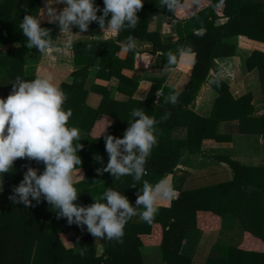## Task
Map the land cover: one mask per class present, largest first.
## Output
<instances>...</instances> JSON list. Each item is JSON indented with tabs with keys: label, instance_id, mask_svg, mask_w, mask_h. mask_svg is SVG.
<instances>
[{
	"label": "trees",
	"instance_id": "obj_1",
	"mask_svg": "<svg viewBox=\"0 0 264 264\" xmlns=\"http://www.w3.org/2000/svg\"><path fill=\"white\" fill-rule=\"evenodd\" d=\"M40 1L0 0V47L16 41L23 43L21 49L10 48L0 54V97L6 98L10 94L11 82H14L16 77L26 80L34 78L25 75L24 61L27 52L37 49L27 47V38L21 32L19 25L25 14H37ZM95 3L103 7V0H95ZM221 4H225L224 13L228 20L223 24H217L219 15L216 9ZM203 5L205 7H202ZM137 15L140 20L135 29H126L107 40L102 38V30L94 22L89 26L87 38L74 46L75 62L83 67L74 72L75 80L70 91L67 92L65 108L72 112L68 121L69 126H77L88 132L87 137L80 139L79 143L82 147L77 152L82 160L80 167L85 168L87 174L86 179L75 185L79 192L75 203L81 206L91 205L107 188H112L121 192L130 204L136 207L138 195L142 194L143 183L155 185L170 174H174L178 163L177 152L170 153L165 148L168 140L165 133L173 126L172 124L182 123L189 126L190 134L198 128V131L206 136L217 122L239 120L240 132L264 133V113L258 117L251 115L254 111L251 103L253 95L248 93L235 99L230 93L229 85L218 77L212 82V86L219 92V97L211 117L200 118L188 111L190 109H184L181 104L184 100L186 105L193 102L202 84L208 79L216 59L235 54L236 48L232 38L244 35L264 41V0H178L175 11L162 8L161 0H144L143 7ZM159 15L170 16L177 20L179 39L175 43L162 44L159 31L150 29V22ZM41 26L51 30L52 39L58 45L56 40L58 24H41ZM75 31L79 32L78 28L75 27ZM129 37L151 41L155 48H162L165 54V66L179 67L190 75L186 89L177 96L175 103L167 102L165 99L155 100L157 90L155 85L147 100L143 102L145 112L158 122L155 125L158 144L147 159L145 165L147 172L140 180H134L132 176L116 179L110 172L101 175L95 172L92 161L94 153L102 152L105 166L107 165L108 154L103 138L106 135L122 138L129 127L127 111L119 109L112 110L111 113L103 104L97 109L85 107L82 102L85 100L86 91L80 95L82 101L76 100L77 94L84 86L85 79L81 77L85 78L87 70L95 64L98 56H101L99 65L103 69L120 70L119 62L122 58L124 66L134 67L135 59L141 51L123 50L122 42L127 41ZM118 50L120 55H116ZM170 50H173L172 53L177 58L174 65L167 64V54ZM247 65L249 68L259 69L264 92V52L255 50L247 58ZM120 76L122 84L126 83V77ZM119 88L132 95L137 90L138 83L131 90L125 89L122 85ZM104 98V101H107L108 95H104ZM103 116L109 118L112 116L113 120L107 131L97 134L94 125ZM198 122H200L199 127ZM181 145L183 146L184 143L179 142L176 147L179 149ZM189 148L192 149L191 144ZM228 163L235 171L234 185L237 184L235 187L240 192H244V187L248 186L246 181H242L246 175L245 171L238 168L233 161ZM29 167L37 169L40 174L45 165L35 159L18 158L14 161L12 170L4 174L5 190L0 195V264H144L140 247L154 244L158 235L155 232L160 230L161 245L165 249L175 251L174 257H176L170 260V264L189 263L181 262L180 245L175 249L173 247L175 242L181 244L184 237L182 234L185 230L184 219L179 211L185 206L190 210V205H196L198 195L203 193V190L179 192V196L173 199L171 206L160 205L158 214L151 224L135 221L132 217L125 225L123 243L97 238L103 245V252L98 254L96 238L87 230V225L78 226L75 223L69 225L67 217L58 216L57 210L44 200L43 196L39 204L31 196L29 197L34 207L25 206L22 202L14 204L8 199L12 195L18 196L14 188L23 180L24 173ZM254 175L260 177L259 174ZM256 183L258 188L264 191V182ZM72 231H79L81 235L75 236ZM253 254L256 256L258 253ZM254 259L259 258L254 257Z\"/></svg>",
	"mask_w": 264,
	"mask_h": 264
},
{
	"label": "crops",
	"instance_id": "obj_2",
	"mask_svg": "<svg viewBox=\"0 0 264 264\" xmlns=\"http://www.w3.org/2000/svg\"><path fill=\"white\" fill-rule=\"evenodd\" d=\"M53 6L57 9L64 7L62 4ZM44 7L45 0H41L37 14ZM224 9L225 4H221L216 9L219 15L217 24H223L228 20ZM152 23L154 27L150 29L159 31L162 44H173L179 39L177 20L170 16L159 15L152 19L150 25ZM41 24H48L46 18L42 19ZM72 30L74 34H67L72 40V47L67 52L58 48L53 55L46 56L40 54L37 49L27 52L24 61L25 75L34 78L52 75L66 95L75 80L74 72L83 67L75 62L74 46L88 36V32L79 34L75 31V26ZM60 35L58 30L56 37L58 46L62 43L61 39H58ZM102 38L105 39L103 35ZM134 39L137 42V49L141 51L135 59L134 67L124 66L122 58L119 62L120 70L103 69L99 65L101 56H98L95 64L87 70L85 78L81 77L85 80L83 90L77 94V101H82L80 95L86 91L85 100L82 102L85 107L97 109L103 104L110 112L120 109L126 110L129 114L133 108L144 109L143 102L147 100L153 85L157 87L155 100L165 99L167 102L170 101L168 99L170 96L179 95L186 89L190 81L187 72L176 66H165V54L162 48H155L151 41ZM232 41L236 48L235 54L216 59L208 79L202 84L191 104L186 105L185 100L181 101L184 109H190L188 111L200 118H209L213 113L219 92L212 86V82L217 77L229 85L230 93L235 99L248 93L253 95L252 117L264 113V92L260 71L257 67L249 68L247 65V58L255 50L264 52V41L244 35L232 38ZM22 45L20 41L4 44L0 47V54L10 48L21 49ZM169 52L172 53L173 50ZM116 55H120L119 50ZM120 75L126 77V83L122 84ZM137 83L138 88L132 95L119 88L122 85L125 89L131 90ZM106 94L108 99L104 101ZM112 118V116L111 118L103 116L98 123H95L94 129L97 134H102L105 127L107 131ZM171 121H169L170 125ZM199 123H197L198 127ZM239 124V120L217 122L205 136L198 131V128L190 134L189 126L179 123L172 124L173 126L165 133L168 139L165 148L170 153L176 151L178 159L176 172L163 180L176 191L177 195L173 199L179 196V192L204 191L198 195V203L190 205V210L185 206L179 211L184 219L185 230L182 233L184 237L181 244L175 242L173 247L175 249L180 245L181 262L264 264V191L258 188L256 183L264 182V133H242ZM74 127L82 131L81 139L88 136L86 129ZM103 142L105 147V139ZM179 142H183L184 145L179 146L178 149L176 145ZM189 144L192 149L189 148ZM96 157L101 159L97 160ZM92 161L96 173H98L97 169L105 167L102 152L94 153ZM229 161H233L238 168L245 171L246 175L242 181H246L248 186L244 187V192H240L235 187L237 184L234 185L235 171ZM80 168L81 172L78 175L82 178L78 182L87 177L85 168ZM254 174H259L260 177ZM3 188L5 190V183ZM173 199L162 200L160 205L169 207ZM134 220L142 221L138 215L134 216ZM160 232L161 230L155 232L158 235L154 244L140 247L144 264H170V260L176 257H174L175 251L165 249L161 245ZM71 233L75 236L81 235L79 231ZM95 243L97 249L101 246L103 248L98 239ZM253 253H258V256ZM254 257L259 259L255 260Z\"/></svg>",
	"mask_w": 264,
	"mask_h": 264
},
{
	"label": "clouds",
	"instance_id": "obj_3",
	"mask_svg": "<svg viewBox=\"0 0 264 264\" xmlns=\"http://www.w3.org/2000/svg\"><path fill=\"white\" fill-rule=\"evenodd\" d=\"M143 3L144 0H103L101 8L95 0H45V7L36 15L25 14L19 26L29 49L35 48L40 54L51 56L58 48L64 52L71 49L72 40L67 34H74L73 26L80 34L87 32L95 22L105 40L126 29H135L140 20L137 13ZM61 4L62 9L53 6ZM161 6L175 11L178 0H161ZM98 12L101 14L97 15ZM43 18L48 24L58 22L61 33L58 39L62 41L59 46L54 43L51 30L41 26ZM122 48L125 52H134L137 42L129 37L122 42ZM176 59L173 53L167 54L168 65H174ZM11 83L10 94L0 97V194L4 191V174L12 170L18 158L35 159L45 165L40 174L32 167L27 169L23 180L14 188L18 196L8 197L14 204L22 202L34 207L29 197L39 204L43 196L57 210L58 216L67 217L69 225H87L96 239L123 243L125 225L132 217L138 215L151 224L158 214L160 201L175 198L174 188L161 181L155 185L142 184L136 207L112 188H107L89 206L75 203L79 193L75 185L82 178L78 175L82 160L77 152L82 147L79 141L83 133L68 124L72 112L65 108V92L52 75L31 80L16 77ZM177 95L168 99L174 103ZM128 121L129 127L122 138L104 136L108 163L97 169L99 174L110 172L116 179L132 176L134 180L146 175L147 159L158 144L155 131L158 122L141 107L131 110ZM105 131L106 127L102 133Z\"/></svg>",
	"mask_w": 264,
	"mask_h": 264
},
{
	"label": "rangeland",
	"instance_id": "obj_4",
	"mask_svg": "<svg viewBox=\"0 0 264 264\" xmlns=\"http://www.w3.org/2000/svg\"><path fill=\"white\" fill-rule=\"evenodd\" d=\"M156 25H157V23H156ZM150 27H154V23H152L151 25H150ZM99 249H97V251L99 252V253H102L103 252V248H102V246H101V248L100 247H98Z\"/></svg>",
	"mask_w": 264,
	"mask_h": 264
}]
</instances>
